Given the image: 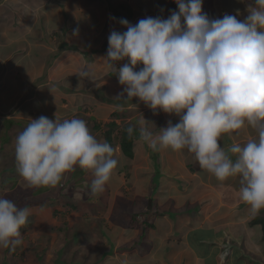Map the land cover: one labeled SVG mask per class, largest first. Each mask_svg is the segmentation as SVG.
Instances as JSON below:
<instances>
[{"label":"crops","instance_id":"0c3cea01","mask_svg":"<svg viewBox=\"0 0 264 264\" xmlns=\"http://www.w3.org/2000/svg\"><path fill=\"white\" fill-rule=\"evenodd\" d=\"M25 1L0 0L3 12H0V188H8V195L15 196L13 202L18 207L32 205H28L29 218L36 222V227L31 222L30 230L28 227L21 231L24 243L15 251L21 253L22 260L5 263L27 264L33 257L30 260L35 264H44L43 261L45 264H123L132 250V257L138 258L136 264H264L262 228L255 223L264 210L254 218L249 214L248 205L239 199V184L238 189L232 185L228 190L227 182L207 185L215 177L202 170L191 154L171 150L152 152L139 142L138 132L130 154L121 149L122 132H118L121 123L111 118L114 105L105 101L113 100L124 87L116 73L106 71L103 64L108 37L113 30H127L119 23L120 19L133 26L147 17L167 19L171 11L178 10L174 0H44L43 3L39 0V5L45 7V24H61L62 35L66 37L63 18L67 11L61 7L64 3L78 9L75 23L71 24L74 27L82 23V30H76L79 33L69 39L59 36L60 30L52 37L46 36L51 34V29L39 34L34 31L33 48L24 46L26 38L33 41L30 35L33 22L21 19L16 26L10 17L17 11L28 16L25 9L32 5H24ZM236 2L239 5L242 1ZM243 2L249 5V1ZM4 9L9 12L5 22L1 20L5 17ZM88 68L96 72L94 82L78 76L82 69ZM133 106L151 110L137 98L128 102V107ZM146 114L143 116L147 117ZM40 116L51 120L84 119L91 133L102 142L107 141L100 135L106 131L105 127L108 131L117 129L113 136L118 142L115 149L119 164L103 193H89L87 185L93 177L90 171L79 168L67 173L54 188L27 186L16 170L15 140L30 119ZM167 122L156 118L153 131L167 127ZM112 123L118 125L111 127ZM254 137L255 132L249 130L247 136L237 139L244 142ZM231 142L227 136L221 141L225 147ZM195 185L202 189L197 193L199 198H191L188 193ZM227 194L233 197L229 200ZM44 198L47 205H40ZM125 202L127 208L122 209ZM121 210L127 213L128 221L115 223L114 212ZM146 210L156 212L152 220L154 228L147 233L148 245L139 250L125 249L123 244L142 239V222L151 213ZM104 226L110 228L107 236L103 235ZM83 236L86 238L82 239ZM57 242L63 245L51 251ZM70 244L74 246L68 248ZM68 250L73 252L66 253ZM5 251L8 250L0 249V262ZM58 251L63 257L56 258ZM59 259L62 262L57 263Z\"/></svg>","mask_w":264,"mask_h":264},{"label":"clouds","instance_id":"9594fccd","mask_svg":"<svg viewBox=\"0 0 264 264\" xmlns=\"http://www.w3.org/2000/svg\"><path fill=\"white\" fill-rule=\"evenodd\" d=\"M174 3L178 10L167 19L147 17L135 26L120 19L127 30L110 33L103 64L124 86L114 108L123 111L137 98L154 115L178 117L154 132L155 123L141 114L125 131L129 138L138 132L152 152L186 151L220 182L238 178L239 199L254 218L264 210V0L249 3L243 19H210L203 0ZM78 76L94 82L96 72L82 69ZM249 130L255 137L238 141ZM225 136L232 141L227 147ZM14 151L16 170L32 188H54L79 168L91 172L87 187L97 195L119 164L116 149L78 117L30 119ZM30 215L28 206L0 196V249L15 251L24 243L21 229Z\"/></svg>","mask_w":264,"mask_h":264},{"label":"rangeland","instance_id":"374dc122","mask_svg":"<svg viewBox=\"0 0 264 264\" xmlns=\"http://www.w3.org/2000/svg\"><path fill=\"white\" fill-rule=\"evenodd\" d=\"M242 2H240V4L238 5V2H236V0H220V1H218V3H216V1H214L213 3H210L208 0H205V2L203 3V5H202V11H203V13H205V14H207V16L210 18V19H214V18H222L225 14H229V15H235V16H237V18L238 19H243L244 17H246L247 16V14L245 13V12H247V6L246 5H248V3H245V2H243V0H241ZM246 1H249V3H252V1L251 0H246ZM40 1L39 0H26L25 1V3H23L24 5L25 4H27L28 3V5H32V7L30 8V9H25V11H26V14L28 15V16H26V15H24V13L21 11V12H19L18 13V11L14 14V13H12L13 11H10V13H12L13 15H11L10 17H11V20H15V22H14V24L17 26V25H20L18 22H17V20L19 21V20H21L22 19V21L23 20H26V21H29V20H31L33 23H31L32 25L34 24V26H33V31H32V33L30 34V35H32L33 36V41L31 40V39H27L26 38V41H24V46H29L30 48L32 47H34V38H35V36H36V34L34 33V31L37 33V34H39V33H41V32H46L48 29L50 30L51 29V34H47L46 36L47 37H52L53 36V33H56V32H58V30H60L59 31V33H58V35L60 36L61 35V37H63V38H67V39H69L70 37H72V36H74V35H76V34H78L79 32H76V30L78 31V29H80V30H82L81 29V27H82V23H80V22H78V23H76V25L73 27V25L71 24V22H73V23H75V20H76V18H75V14H76V12H77V10L78 9H76V7L74 6V9L73 8H71V7H68L67 6V4L66 5H64V3L62 4V8H65L66 7V11H67V16L65 15L64 16V18H63V16H62V18L64 19V30L65 31H67V33H66V37L65 36H63L62 35V32H61V29H60V25L61 24H59V25H48V24H45L44 22V20L46 19V16L44 15V10H45V7H41L39 4ZM44 2V0H42V2L41 3H43ZM50 2V1H49ZM38 3V4H37ZM23 5V6H24ZM39 5V6H38ZM77 5V4H76ZM0 6H2L1 4H0ZM38 7V8H37ZM93 7V6H92ZM95 7H97V5L95 6ZM1 8H4V7H1ZM15 10V9H14ZM18 10V9H17ZM1 12V11H0ZM4 12H5V17H3L1 20L2 21H4V19H5V21H6V19H7V16H6V14L7 13H9L8 11H6V9H4ZM47 12H48V10H47ZM1 13H3V12H1ZM93 14H96V12L95 11H93ZM246 14V15H245ZM79 18V17H78ZM70 20L69 22L67 21V20ZM80 19V18H79ZM4 21V22H5ZM57 22V21H56ZM70 23V24H69ZM15 25L13 26V27H15ZM31 25V26H32ZM15 29H17L18 30V28H15ZM22 29H23V26H22ZM39 30V31H38ZM50 32V31H49ZM55 41H57V37H55L54 38V42ZM0 71H2V69L0 70ZM105 101H106V103L108 104V103H110L111 105H114L115 103H120V102H118V101H113V100H111L110 102L107 100V99H105ZM126 108V110L127 111H117L115 108V111L113 112V114H112V117L111 118H114L115 119V121H117V120H119V123H121V125H120V130L118 131V132H122V130L124 129V127H128L130 124H132V125H135L136 123H137V121L140 119V117H141V114H144L145 112H147L148 114H146V116L147 117H145V119H147V120H149V121H152V122H155V120H156V118H157V120H160V121H162L163 122V120L165 121V120H171V121H173V124H175V123H177L178 122V117H176L175 115H173V117H169L167 114H165V113H163V112H160L158 115H155V118H153L154 117V114H153V112H152V110H141L140 109V107H136V106H133L132 108H130V107H128V105L125 107ZM115 113H117V115H115V116H113ZM148 116H151L150 118L148 117ZM117 124V123H116ZM118 125V124H117ZM126 127V128H127ZM105 130L106 131H104V132H102V133H100V135L101 136H104V138L106 137L105 136V134L108 132V130H107V127H105ZM116 130L117 129H115L114 131H113V129H111L110 130V132H111V136H110V138H111V141H109L108 143L109 144H111L114 148L116 147V144L118 143V142H115V140L116 139H114V132H116ZM115 136H116V134H115ZM119 136H121V134H119ZM119 142H120V140H119ZM7 172V171H6ZM214 181H213V183H207V185H212V184H225L226 182V185H227V190L228 189H230L231 187H232V185L236 188V189H238L239 188V186H238V188L236 187L237 186V184H239V180H238V178H230V179H228V180H226V181H224V182H220V181H218L216 178L215 179H213ZM155 183V182H154ZM156 183H157V181H156ZM7 190H8V188H0V196H3L4 198H6V199H9V200H11V201H14L15 200V196H10V195H8V193H7ZM190 189H188V191H189ZM202 190V189H201ZM201 190H200V188L198 187V185H195V187L192 189V191L191 192H188L189 194H190V197L191 198H199V197H201L200 195H198L197 193L199 192V193H201ZM237 191V190H236ZM55 193V192H54ZM195 193H196V195H195ZM57 194V193H56ZM202 195V194H201ZM57 196H59V193L57 194ZM48 197V196H47ZM49 197H51V196H49ZM233 196H230L229 194H227V198L230 200L231 198H232ZM49 199V198H48ZM45 198L42 200V204H40V205H47V204H44V202H45ZM28 205H31L30 203L29 204H27V206ZM243 205H245V204H243ZM32 206V205H31ZM29 207V206H28ZM127 208V204H126V202L123 204H121V208L123 209V208ZM149 212H151L150 213V215L148 216V221L149 222H151L152 220H154V215L153 214H156V212L155 211H150V210H146V213H149ZM126 212H125V210H121V211H119V212H114V218H116L117 220H113L115 223H118V222H126V221H128V218H127V216H126ZM261 214V213H260ZM259 214V215H260ZM31 222H32V226L33 227H36V222L34 221V220H31L30 218L28 219V223H27V225L24 227V229H26L27 230V228L29 227V230H30V225H31ZM104 229H105V232H103V235H109V232H108V230L110 229L109 228V226H104L103 227ZM28 230V231H29ZM98 230L101 232V229L100 228H98ZM27 231V232H28ZM90 231L92 232V229H90ZM24 236L26 237L27 235H26V233H24ZM29 237H30V235H29ZM88 237V236H87ZM28 238V237H27ZM82 239H85L86 237L85 236H83V237H81ZM78 239H80V238H78ZM31 241V240H30ZM32 242V241H31ZM60 242V241H59ZM149 242V241H148ZM63 244H59L58 242L55 244V246H54V249L53 250H51V251H54V250H56L57 248H59L60 246H62ZM83 245L84 246H86L87 244H85V243H83ZM148 244H147V242L146 241H144L143 239H139V240H137V241H133V242H128V244H123L122 246L126 249V248H128V249H132L133 247H135L136 248V250H139V249H144L146 246H147ZM74 245H72L71 246V244L70 245H68V248L69 247H73ZM8 250V249H7ZM9 251V250H8ZM5 251L2 255H1V259H3L0 263L1 264H3V263H5V262H7V261H10V260H22L21 259V253L20 252H18L17 251V254H16V251ZM51 251H49V253H51V255H52V253L53 252H51ZM68 252H73V250H68L66 253H68ZM131 252H132V250L130 251V254H128V256L126 257V259H125V261H123L122 263L123 264H136V261H138V258L137 257H132V254H131ZM32 253V252H31ZM57 254H58V256L56 257V258H61V257H63V255H61L60 253H59V251L57 252ZM75 254H77V252H75ZM15 256H18V258L17 259H10V258H13V257H15ZM32 256H34L33 254H32ZM29 257V256H28ZM28 257L26 258V259H28ZM35 257V256H34ZM46 257V256H45ZM31 258H33V257H30L29 258V261L27 262V264H35V262L33 261V260H30ZM60 263V262H62V260L61 259H59V260H57V263ZM43 263L45 264V263H47L46 261H43ZM5 264H7V263H5Z\"/></svg>","mask_w":264,"mask_h":264},{"label":"trees","instance_id":"16d2710c","mask_svg":"<svg viewBox=\"0 0 264 264\" xmlns=\"http://www.w3.org/2000/svg\"><path fill=\"white\" fill-rule=\"evenodd\" d=\"M110 125H111V127H114V126L117 125V124L112 123V124H110ZM126 127H127V126H126ZM126 127H124V129L122 130L121 136L119 137V138H120V145H121V149H122V151H123L125 154H130V152H131L132 149H133L134 140H135V138L137 137V132L134 133V135H133L132 138H129L128 135H127V133H126V131H125ZM105 136H106L105 139H107V142L111 141V138H110V136H111V132H110V131H108V132L105 134ZM148 220H149V219L144 220V221L142 222V225L144 224V226H143L144 230H143V234H142V236H143L142 239H143L144 241L147 240V233H148L149 229L154 228V223H153V221L149 222ZM255 223H258V224L261 225L262 233H263V240H264V212H263V215H262L261 217L256 218ZM24 230H25L24 228L21 229V231H23V232H24Z\"/></svg>","mask_w":264,"mask_h":264}]
</instances>
